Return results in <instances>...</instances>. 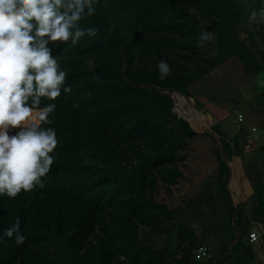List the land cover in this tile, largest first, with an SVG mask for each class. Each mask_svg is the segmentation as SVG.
I'll list each match as a JSON object with an SVG mask.
<instances>
[{
    "label": "trees",
    "instance_id": "16d2710c",
    "mask_svg": "<svg viewBox=\"0 0 264 264\" xmlns=\"http://www.w3.org/2000/svg\"><path fill=\"white\" fill-rule=\"evenodd\" d=\"M261 6L264 0L252 1L254 10ZM95 7V16L81 21L97 28L95 37L51 45L71 92L54 101L49 126L58 144L45 187L0 197V235L18 218L27 237L19 246L0 242V264H193L192 251L202 244L210 260L233 244L237 264H247L251 249L236 237L245 234L244 215L222 178L226 163L218 162L215 180L183 209L168 210L154 195L182 179L178 164L195 136L172 112L171 94L191 97L189 86L229 58L247 75L261 72L264 23L238 38L236 26L249 12L234 0H97ZM202 31L214 39L211 55L199 59ZM161 60L171 69L164 79ZM48 102L42 98L41 106ZM254 103L264 114V89ZM212 130L229 161L237 155L235 138ZM261 188L252 184V214L264 221ZM194 214L197 231L189 227ZM165 222H172L165 248L145 245L143 235L164 232Z\"/></svg>",
    "mask_w": 264,
    "mask_h": 264
},
{
    "label": "clouds",
    "instance_id": "9594fccd",
    "mask_svg": "<svg viewBox=\"0 0 264 264\" xmlns=\"http://www.w3.org/2000/svg\"><path fill=\"white\" fill-rule=\"evenodd\" d=\"M97 0H0V197L14 199L21 191L45 187L58 139L50 118L61 95L69 94L68 72L53 55L55 42L77 44L97 35L81 21L96 14ZM249 23H264V6L251 11ZM214 39L202 31L197 47ZM160 78L171 71L164 60L156 65ZM49 101L41 106V100ZM49 126V127H44ZM18 129L15 134L9 131ZM19 246L26 236L17 218L0 235Z\"/></svg>",
    "mask_w": 264,
    "mask_h": 264
},
{
    "label": "rangeland",
    "instance_id": "374dc122",
    "mask_svg": "<svg viewBox=\"0 0 264 264\" xmlns=\"http://www.w3.org/2000/svg\"><path fill=\"white\" fill-rule=\"evenodd\" d=\"M234 1L246 12L254 11L253 0ZM262 27L263 23H249L246 18L236 26V36L241 39L246 38L248 32L257 33ZM258 38L255 36L254 41L259 46ZM210 48H213L211 41L200 49L197 57L199 59L204 56L209 57L212 50ZM259 49L262 50V47L260 46ZM256 59L261 66L259 73L247 75L235 58H229L189 86L191 97L186 98L177 93L171 94L174 100L172 112L178 118L182 115L181 117L188 120L194 128L195 136L188 142L187 148L182 153L184 159L178 164L182 179L178 180L174 186L157 190L154 198L158 204L165 206L168 210L176 211L178 208H185L190 201L200 198L204 185L209 187L212 180H215L218 162L222 161L233 169L228 168L226 175H222V178L226 179L232 205L239 207L245 218L249 217L253 222L250 215L254 208V198L249 186L252 173L250 174L247 170L248 158L244 155L246 151H253L263 142L260 136L255 138L258 131L264 130V114L262 108L254 103V99L264 89V55H256ZM199 64L202 65V62L199 61ZM179 99L184 102H180ZM214 127L218 128L227 141H231L233 137L238 139L237 155H233L229 161H226L222 154L220 137L213 132ZM15 130L18 129L10 130L11 135ZM218 152L221 153L219 159L216 156ZM235 166H238V170ZM232 171L233 175L237 176V183L234 182V185ZM240 193H243V196ZM205 210L202 208V212L205 213ZM198 219L200 214H194L191 217L189 227L193 231L198 229L196 227ZM171 226L172 222H165L162 224L164 232L157 235L146 233L142 237L143 243L155 250H163L168 240L167 231ZM261 226L263 234L261 233L258 238V240L261 238L258 245L264 249V224L261 223Z\"/></svg>",
    "mask_w": 264,
    "mask_h": 264
},
{
    "label": "crops",
    "instance_id": "0c3cea01",
    "mask_svg": "<svg viewBox=\"0 0 264 264\" xmlns=\"http://www.w3.org/2000/svg\"><path fill=\"white\" fill-rule=\"evenodd\" d=\"M183 118L188 122V120L185 117H183ZM259 136L261 137V139H263V142L258 147L254 148L253 151H251V152L246 151V155H244V157L248 158V161H247L248 163L246 164L247 170L249 171L250 174L252 173V178L250 179V184H249L252 192H253L252 184H256L257 186L258 185L261 186L262 187L261 189H263V191H264V130L258 131L255 138H258ZM234 138H235L236 144L238 145L237 137H233V139ZM246 147H248V146H246ZM238 149H239V146H237V151H238ZM247 149H250V147H248ZM227 166L230 170H233L231 168V166H229V165H227ZM235 167H237V170H238V166H235ZM232 175H233V171H232ZM234 182L237 183V176L236 175H233V185H234ZM246 189H247V187H246ZM240 194H242V196H243V193H240ZM263 198H264V196H263ZM255 206H256V199L254 198V207ZM253 209H252V211H253ZM252 215L253 214L251 213L250 216L252 217L253 222H255V223L251 222L249 217L245 218V216H244L245 234L240 235L239 232L236 231V237L239 238L240 242L242 244H244V246H247L251 249V255H250L251 260L247 264H264V249L262 248V246L258 245V242L261 238L256 243H249L248 239H247V233L251 229H254L256 231V233L258 234V238L260 237L261 233L263 234V232H262L263 227L261 226V223L264 224V221L256 219L255 216L254 215L252 216ZM256 221H258V222H256ZM232 246H233V244H231L228 247L226 252L216 251L213 254L214 259H212V260H210V257L212 255V253H210L209 255L207 254L206 258L201 262H195L192 260L193 264H237L238 259L235 258V256H233L230 253V251H232V249H231ZM226 256L229 259H226L225 258ZM261 258H262V260H261Z\"/></svg>",
    "mask_w": 264,
    "mask_h": 264
},
{
    "label": "built area",
    "instance_id": "2783aa9c",
    "mask_svg": "<svg viewBox=\"0 0 264 264\" xmlns=\"http://www.w3.org/2000/svg\"><path fill=\"white\" fill-rule=\"evenodd\" d=\"M247 239L249 243H256L258 241V234L254 229H251L247 233ZM207 256V247L202 244L198 245L196 249L192 251V260L195 262L203 261Z\"/></svg>",
    "mask_w": 264,
    "mask_h": 264
},
{
    "label": "water",
    "instance_id": "95a60500",
    "mask_svg": "<svg viewBox=\"0 0 264 264\" xmlns=\"http://www.w3.org/2000/svg\"><path fill=\"white\" fill-rule=\"evenodd\" d=\"M173 110V109H172ZM179 118H181L182 120H184L188 125H189V127H190V129L192 130V131H194V129L190 126V124L183 118V117H179Z\"/></svg>",
    "mask_w": 264,
    "mask_h": 264
},
{
    "label": "bare ground",
    "instance_id": "6f19581e",
    "mask_svg": "<svg viewBox=\"0 0 264 264\" xmlns=\"http://www.w3.org/2000/svg\"><path fill=\"white\" fill-rule=\"evenodd\" d=\"M194 129V128H193ZM9 135H11L10 131H9Z\"/></svg>",
    "mask_w": 264,
    "mask_h": 264
}]
</instances>
